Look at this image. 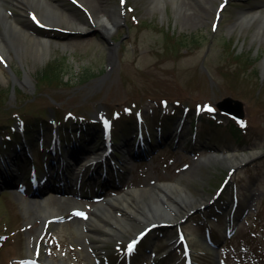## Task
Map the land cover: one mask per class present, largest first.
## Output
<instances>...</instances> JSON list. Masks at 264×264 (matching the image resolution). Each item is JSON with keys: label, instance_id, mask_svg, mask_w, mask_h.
I'll list each match as a JSON object with an SVG mask.
<instances>
[{"label": "rangeland", "instance_id": "1", "mask_svg": "<svg viewBox=\"0 0 264 264\" xmlns=\"http://www.w3.org/2000/svg\"><path fill=\"white\" fill-rule=\"evenodd\" d=\"M46 1L87 21L89 26L85 31L69 35L30 22L28 30L47 40V48L44 46L39 54L29 48L22 52L12 48L3 51L8 66L1 64L0 126L12 123L15 113L31 119L35 113L46 110L58 117L69 108L90 114L100 110L109 119L120 147L126 143V136L119 134L131 126L135 128L134 122L128 123L126 119L137 116L124 112L126 102L140 106L141 118L154 137L158 128L151 122L163 115L154 99L166 98L169 104L163 110L181 115L184 108L181 104L201 100L216 105L221 98L230 96L242 102L243 123L247 125L245 146L238 147L226 120L215 125L202 114L197 117L196 133L192 136L186 118L179 131L171 127L157 141L153 138L156 142L151 144L155 146H147L146 159L126 156L123 165L116 160L122 172L117 187L101 192L102 181L94 170L91 173L95 178L83 180L92 182L90 189L85 183L84 193L81 186L69 183L63 186L56 178L59 190L69 188L74 194L46 191L43 199L58 210L59 216L43 224V216L30 220V214L38 210V205L32 202L36 198L28 194L30 161L28 158L20 161L18 156L25 153L21 146L30 147L41 177L44 164L48 165L43 163L44 155L51 149L45 140L49 138V125H46L48 130L43 128L47 133L43 136V147L37 141L38 134L34 141L27 134L22 144L14 145V139L11 144L16 150L10 152L8 147L1 150L0 167L7 176L11 174L12 162L20 165L24 176H17L13 183L25 177L22 186L27 190L23 194L18 188L0 183V264H31L34 256L38 261L49 258L65 264H122L125 240L144 222L126 212L125 207L121 208V202L113 203L121 208L116 214L119 224L112 223L113 230H102L100 225L88 228L87 217H92L97 204L94 195L97 192L105 200L123 195L131 188L142 190L159 183L176 182L186 187L194 201L184 206L177 189H172L179 207L176 218L164 232L155 229L147 232L131 255V264H183L181 248L174 245L175 229L179 226L191 247L194 264H264V32L254 36L256 21L232 26L241 10H264V0H227L219 9L217 20L214 8L220 6V0H164L155 10L150 9L151 0L83 2L91 12L94 8H113L119 20L108 35L100 27L93 28L89 16L72 1ZM3 4L10 10L8 15L22 24L20 15L27 16L21 11L22 5L14 0H4ZM56 26L66 28L64 24ZM178 38L185 43L178 44ZM52 60L61 67L62 82L46 84L39 81L38 74ZM26 74L29 83L25 82ZM173 98L180 99L181 104H173ZM0 130L9 133L8 128ZM15 138L22 141L17 134ZM74 140L65 144L64 154L76 147ZM231 151L257 152L248 159L231 163L223 158ZM89 171L90 168L81 177L84 179ZM56 176L65 180L63 173ZM107 177L111 180V176ZM222 184V190L213 197ZM232 187L235 193L231 192ZM127 202L131 209H138L134 199ZM233 208L230 221L227 215ZM77 209L81 211L76 213Z\"/></svg>", "mask_w": 264, "mask_h": 264}, {"label": "bare ground", "instance_id": "2", "mask_svg": "<svg viewBox=\"0 0 264 264\" xmlns=\"http://www.w3.org/2000/svg\"><path fill=\"white\" fill-rule=\"evenodd\" d=\"M19 5H22L21 11L33 13L34 19L42 24L48 26H56L64 24L65 27L71 32H82L87 30L89 23L83 19H79L69 13L64 9L59 8L57 5L51 4L46 0H14ZM78 2L85 5L88 0H77ZM177 1V0H174ZM84 2V3H83ZM4 0H0V54L7 49L12 48L16 51H23L26 48L31 49L36 52V54L41 53L44 46L47 48L48 41L43 40L37 35L33 34L28 30L30 18L20 15L22 24L18 23L15 17H10L7 13V9L3 5ZM164 3V0H151L150 9L155 10ZM187 4V3H186ZM184 4V5H186ZM87 6V5H85ZM189 8V7H188ZM37 10V11H35ZM90 17L92 19L93 28H102L105 35L110 33V28L119 20V17L113 12L112 7H107L99 10L94 8V12L90 11ZM187 10V7L186 9ZM256 21L257 25L255 28L254 36L260 35L264 32V10H259L255 12L250 11H240L239 16L235 25H249ZM92 26V25H91ZM27 44H26V43ZM3 73V66L0 64V76ZM25 82H30V77L28 74L25 75ZM255 154L254 151L245 153L241 155L240 153L231 152L230 154L224 155V159L228 162H235L242 159H248ZM172 189H177L178 199L184 205H188L194 201V198L190 195V192L186 189L184 185L179 182L173 184H161L156 185L151 188H146L138 190L131 188L124 192L123 195L114 196L105 200H99V202L94 205L93 211L91 213L92 217L87 219L86 226L92 228L95 225H100L102 230L109 229L113 230L114 226L112 223L118 225V219L116 214L121 208L126 209L129 214H132L143 222H152L155 220H168L173 221L176 217L175 214L179 211L176 201L173 199ZM41 192H37V195L32 201L38 205V210L30 214V220L35 218L47 217H57L59 212L56 208L48 204V200L41 198ZM40 198L37 199V197ZM19 198H23L19 196ZM134 199L139 205L138 209H131L128 205V200ZM123 203L122 207L113 206V203ZM126 214V213H125ZM42 219V220H43ZM106 220V223H103ZM41 228H39V231ZM38 231V232H39ZM103 235V234H102ZM104 237V235H103Z\"/></svg>", "mask_w": 264, "mask_h": 264}, {"label": "trees", "instance_id": "3", "mask_svg": "<svg viewBox=\"0 0 264 264\" xmlns=\"http://www.w3.org/2000/svg\"><path fill=\"white\" fill-rule=\"evenodd\" d=\"M185 39V37H184ZM178 44H184V40H180V38L177 39ZM61 67L55 60H52L49 62L44 69L38 74L39 81L44 80L46 84L51 83H59L62 82V78L60 76ZM239 131V129H238Z\"/></svg>", "mask_w": 264, "mask_h": 264}, {"label": "water", "instance_id": "4", "mask_svg": "<svg viewBox=\"0 0 264 264\" xmlns=\"http://www.w3.org/2000/svg\"><path fill=\"white\" fill-rule=\"evenodd\" d=\"M219 108L228 111L230 113L241 115L242 114V106L240 101L234 100L230 97H225L221 101L218 102Z\"/></svg>", "mask_w": 264, "mask_h": 264}]
</instances>
